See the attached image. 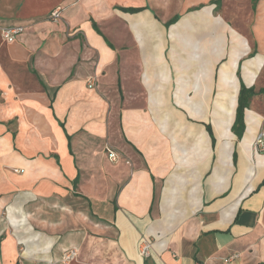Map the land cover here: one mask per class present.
I'll use <instances>...</instances> for the list:
<instances>
[{
    "label": "crops",
    "instance_id": "1",
    "mask_svg": "<svg viewBox=\"0 0 264 264\" xmlns=\"http://www.w3.org/2000/svg\"><path fill=\"white\" fill-rule=\"evenodd\" d=\"M0 122V264H264V0H0Z\"/></svg>",
    "mask_w": 264,
    "mask_h": 264
},
{
    "label": "rangeland",
    "instance_id": "2",
    "mask_svg": "<svg viewBox=\"0 0 264 264\" xmlns=\"http://www.w3.org/2000/svg\"><path fill=\"white\" fill-rule=\"evenodd\" d=\"M244 72L245 71V73H243V74H246L247 73V71L245 70V68H242L241 66H238L237 68H236V77L238 78H240L241 79V81H242V71ZM249 74V76L252 78L251 80H254L253 78H255V73H253V72H251V70H250V72L248 73ZM244 76H246V75H244ZM238 78V79H239ZM242 86V85H241ZM0 124H2V122H0ZM6 124V129L9 131V133H10V135L13 137V140H15L16 139V135H17V130H18V123L16 122V119L15 120H11V121H8V122H6L5 123ZM3 125V124H2ZM1 128V127H0ZM263 129V128H262ZM261 132H262V130L260 131V133H259V135L261 134ZM259 135L257 136V138L259 137ZM2 136H1V134H0V138H1ZM257 138H256V140H257ZM256 140H255V142H256ZM255 149H256V143H255ZM107 151H108V156H109V159L111 160V161H114V162H116V161H118L119 160V154L117 153V152H115V151H112L110 148H108L107 149ZM256 151H258L257 149H256ZM259 153H261L260 151H258ZM261 154H264V153H261ZM144 251H145V249H144Z\"/></svg>",
    "mask_w": 264,
    "mask_h": 264
},
{
    "label": "trees",
    "instance_id": "3",
    "mask_svg": "<svg viewBox=\"0 0 264 264\" xmlns=\"http://www.w3.org/2000/svg\"><path fill=\"white\" fill-rule=\"evenodd\" d=\"M252 90H249L245 87L244 84L241 86L240 96H239V105L237 109V118L233 126V131L241 137L242 131L244 129L243 123V112L246 107H248V95H252ZM76 185V182H75Z\"/></svg>",
    "mask_w": 264,
    "mask_h": 264
},
{
    "label": "built area",
    "instance_id": "4",
    "mask_svg": "<svg viewBox=\"0 0 264 264\" xmlns=\"http://www.w3.org/2000/svg\"><path fill=\"white\" fill-rule=\"evenodd\" d=\"M52 18L54 19H58L60 17V12L58 10H55L52 12L51 14ZM22 31V29L17 28V29H12V30H8L5 32V37L12 41L14 39V37L20 32ZM256 149L258 151H260L261 153H264V127L262 129L261 134L259 135V137L256 140ZM231 260H227V262H229Z\"/></svg>",
    "mask_w": 264,
    "mask_h": 264
}]
</instances>
